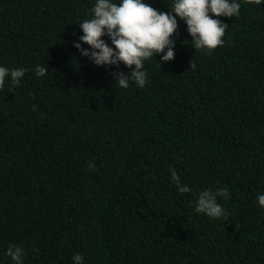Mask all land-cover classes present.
I'll return each mask as SVG.
<instances>
[{"label":"trees","instance_id":"trees-1","mask_svg":"<svg viewBox=\"0 0 264 264\" xmlns=\"http://www.w3.org/2000/svg\"><path fill=\"white\" fill-rule=\"evenodd\" d=\"M95 2L0 0V66L27 69L0 90V264L11 244L23 264H264V0H237L210 51L177 17L174 58L127 89L113 73L131 68L74 47ZM206 188H227L226 217L194 211Z\"/></svg>","mask_w":264,"mask_h":264},{"label":"clouds","instance_id":"clouds-1","mask_svg":"<svg viewBox=\"0 0 264 264\" xmlns=\"http://www.w3.org/2000/svg\"><path fill=\"white\" fill-rule=\"evenodd\" d=\"M246 3L260 5L262 0H246ZM170 6V11L164 12L143 0H119L118 3L114 0H96L90 11L91 18L78 23L83 32L79 41L89 45L90 49L82 48L81 43L76 42L74 47L95 65L118 66L122 62L131 68L129 74L113 73L120 88L127 89L131 83L143 88L149 83L148 72L144 69L145 61L158 53H163L160 61L166 62L174 58L177 17L185 21L187 31L192 37V47L195 50L210 51L224 44L223 37L228 25L219 17L239 16L241 9L237 0H174ZM105 35L110 39L112 46L102 39ZM189 65L195 70L194 62L190 60ZM26 71L25 68L9 69L0 66V90L4 88L6 78L10 80L11 85H18ZM47 72L46 66L37 65L35 68L37 77H43ZM35 108L33 105V110ZM94 168V164L90 165V170ZM172 180L180 193L192 191L190 187L180 183V178L174 170ZM218 198L229 199L227 188H206L200 191L194 211L213 219L226 217V210L218 202ZM257 202L259 206L264 207V194H258ZM6 254L14 264H23L25 251L22 246L11 244ZM73 261L74 264H82L83 257L77 253Z\"/></svg>","mask_w":264,"mask_h":264}]
</instances>
